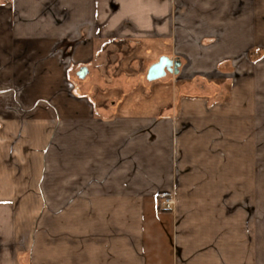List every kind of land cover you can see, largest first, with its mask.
<instances>
[{
  "label": "crops",
  "instance_id": "crops-1",
  "mask_svg": "<svg viewBox=\"0 0 264 264\" xmlns=\"http://www.w3.org/2000/svg\"><path fill=\"white\" fill-rule=\"evenodd\" d=\"M153 50L180 83L98 102ZM262 127L264 0H0V264H264Z\"/></svg>",
  "mask_w": 264,
  "mask_h": 264
},
{
  "label": "rangeland",
  "instance_id": "rangeland-1",
  "mask_svg": "<svg viewBox=\"0 0 264 264\" xmlns=\"http://www.w3.org/2000/svg\"><path fill=\"white\" fill-rule=\"evenodd\" d=\"M157 50L149 51V52H134V53H127V52H119V53H107L106 59L102 57V65L100 64V67H97V71H95L93 68H89L88 77H91V84L92 87L95 88L94 91L97 92L99 98L98 102L104 104V98L105 96H110L111 98L115 97L117 94H119L118 89H120V92L125 93L126 96L129 95L128 99L132 101V99H136V101H142L145 95H147L146 90L150 89L148 85H151L152 81H156V79H148L147 78V68L151 65L152 60L157 58L158 56ZM170 54L169 58L170 60L177 59L180 63L183 62L181 59L175 58V55L179 56L183 59L182 53H166ZM66 63L71 64L68 67V70L66 71V79L64 80L65 86L67 89L73 90L74 85L78 82H81L83 77L78 76L77 74V68L78 65L74 63V60L71 59L70 53H65ZM117 61V62H116ZM137 61V62H135ZM133 62L132 66L131 63ZM74 63V64H73ZM137 64V65H136ZM168 69L165 68V74L161 76L159 79L164 82L165 84H174V83H180L181 80L179 77H175L172 74L171 71H167ZM75 74V76H74ZM70 75V76H68ZM124 75L131 76L130 79H128V82L124 84L116 85V81H121L124 77ZM137 77H142L136 84H133L134 79ZM144 77V78H143ZM216 78L215 76L213 77ZM142 82V84H141ZM119 87V88H118ZM122 87V88H121ZM107 89V90H106ZM106 90V91H105ZM105 92H108L107 94ZM164 96V94H161ZM162 98V97H161ZM107 102V101H106ZM143 107L146 109L150 107L151 100L145 98L144 103H142ZM92 105V104H91ZM264 128V127H262ZM258 146L257 148V171L260 173H263L264 176V129L262 131L258 130ZM261 187H264V182L260 183Z\"/></svg>",
  "mask_w": 264,
  "mask_h": 264
},
{
  "label": "water",
  "instance_id": "water-1",
  "mask_svg": "<svg viewBox=\"0 0 264 264\" xmlns=\"http://www.w3.org/2000/svg\"><path fill=\"white\" fill-rule=\"evenodd\" d=\"M170 61L167 58L160 59L157 63L150 66L148 70V78L155 79L165 74L164 66H169ZM170 70V67H167Z\"/></svg>",
  "mask_w": 264,
  "mask_h": 264
},
{
  "label": "built area",
  "instance_id": "built-area-1",
  "mask_svg": "<svg viewBox=\"0 0 264 264\" xmlns=\"http://www.w3.org/2000/svg\"><path fill=\"white\" fill-rule=\"evenodd\" d=\"M172 203H173L172 199L167 197L164 199L163 205H164V207L169 208L172 205Z\"/></svg>",
  "mask_w": 264,
  "mask_h": 264
},
{
  "label": "flooded vegetation",
  "instance_id": "flooded-vegetation-1",
  "mask_svg": "<svg viewBox=\"0 0 264 264\" xmlns=\"http://www.w3.org/2000/svg\"><path fill=\"white\" fill-rule=\"evenodd\" d=\"M167 68L166 66H164V69Z\"/></svg>",
  "mask_w": 264,
  "mask_h": 264
}]
</instances>
